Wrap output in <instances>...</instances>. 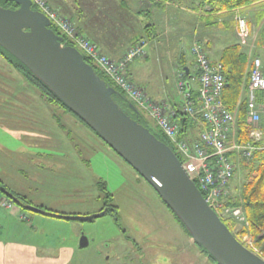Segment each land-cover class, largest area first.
I'll list each match as a JSON object with an SVG mask.
<instances>
[{
	"label": "rangeland",
	"instance_id": "374dc122",
	"mask_svg": "<svg viewBox=\"0 0 264 264\" xmlns=\"http://www.w3.org/2000/svg\"><path fill=\"white\" fill-rule=\"evenodd\" d=\"M103 9H107H99L103 17L110 16L108 7ZM109 11L113 13V10ZM123 16L127 19L125 22H132L131 17ZM113 26L124 28L117 23ZM140 36V33L134 35ZM154 61L155 58L150 60V65L158 71L160 65ZM165 70L172 82L171 71L167 66ZM35 93L39 95L38 91ZM28 96H34V92L29 91ZM17 111L30 114L25 109ZM53 113L56 115L44 109L36 117V122L28 121L31 123H28L26 131L28 136L23 140L10 135L1 126L0 181L23 192L34 207L43 209L47 214L52 211L62 216L88 217L99 214L106 200L104 196L109 192L113 195L112 204L119 208L123 226L160 228L158 235L165 231L170 239V255L177 261L180 259V263L215 264L194 243L172 213L165 209L154 189L125 160L76 116H65L66 112L55 108ZM145 116L152 122L149 116ZM40 130L43 131V140L38 141L35 133ZM236 130L235 127L230 145L238 143ZM30 158H34V161ZM236 162V173L230 185L233 197H238L243 182L239 162ZM101 184L104 187H100ZM143 198L147 199L145 204L141 201ZM5 202H10L12 207L6 208L3 205ZM114 223L111 216L81 222L28 212L0 191V241L35 246L36 250H31V253L36 251L39 258L29 264H51L47 258L62 255L60 251L67 247L76 250L70 255L74 264H102L110 254L103 252L98 255V251H102L109 235L117 232ZM242 226L237 222L235 231ZM83 234L92 240L90 249H78ZM251 240L245 236L241 242L262 254L254 244L249 245ZM3 260L0 257V264H4ZM22 261L12 264H23ZM5 264L11 263L5 261Z\"/></svg>",
	"mask_w": 264,
	"mask_h": 264
},
{
	"label": "crops",
	"instance_id": "0c3cea01",
	"mask_svg": "<svg viewBox=\"0 0 264 264\" xmlns=\"http://www.w3.org/2000/svg\"><path fill=\"white\" fill-rule=\"evenodd\" d=\"M47 1L53 9L79 26L83 34L96 43L104 55L115 61L122 60L132 47L145 40L146 56L131 61L126 74L154 102L166 106L173 118L183 111L184 100L178 88L180 82H189L191 93L196 96L199 94V73L192 55L195 44L208 53L213 63L221 62V55L228 47L238 45L241 48L248 57V77L241 99L249 98V73L252 74L256 59L261 60V73L264 75V0L232 10L207 8L204 7L206 4L202 0ZM105 7H108L110 16H118L103 17L99 9L106 11L107 9H103ZM109 10H113V13ZM123 15L131 17L132 22H125L127 19ZM240 20L244 21V33L240 30ZM116 23L125 29L113 26ZM147 26L149 28L146 29ZM135 33H140L141 36L134 37ZM154 58V63L160 65L158 71L152 68V64L150 65V60ZM166 66L171 71L173 83L167 76ZM186 69L189 71L188 74ZM183 72L190 74V77L186 79ZM157 73L159 75L155 77ZM29 91L34 92V96H28ZM35 91L37 92L0 56V128L3 127L10 135L23 140L28 136L26 131L31 124L29 122H36L41 110L46 109L51 115H56L53 109H61L62 112H66L65 116H73L67 110L47 103L46 99L40 94L37 95ZM258 94L260 93H257V100L261 103ZM22 109L30 114L23 115L17 111ZM191 120L192 123L186 133L187 139L193 143L205 125L199 117ZM177 121L181 122V118ZM59 126L64 130L61 123ZM42 130L35 133L38 141L43 140ZM30 160L34 161V158ZM3 185L18 196L22 195L28 199L23 192L16 191L6 182H3ZM31 250H36L35 246L0 241V257L4 259V264L5 261L11 264L22 260L23 264L36 262L39 255H36V251L31 253ZM60 252L62 255L47 258L49 263H65L73 248L67 247Z\"/></svg>",
	"mask_w": 264,
	"mask_h": 264
},
{
	"label": "water",
	"instance_id": "95a60500",
	"mask_svg": "<svg viewBox=\"0 0 264 264\" xmlns=\"http://www.w3.org/2000/svg\"><path fill=\"white\" fill-rule=\"evenodd\" d=\"M12 1L17 9L0 6V47L27 67L155 190L194 243L216 264H264V257L246 247L210 206L171 147L115 102L113 97L119 92L97 74L81 51L52 29L50 19L33 9L32 0ZM185 86L189 93V82ZM128 104L134 114H140L133 103ZM0 191L28 212L55 218L92 222L106 214H47Z\"/></svg>",
	"mask_w": 264,
	"mask_h": 264
},
{
	"label": "built area",
	"instance_id": "2783aa9c",
	"mask_svg": "<svg viewBox=\"0 0 264 264\" xmlns=\"http://www.w3.org/2000/svg\"><path fill=\"white\" fill-rule=\"evenodd\" d=\"M161 2L162 0H152ZM33 6L44 13L51 21L52 27L58 29L68 45L75 46L90 59L101 72L118 87L125 96L135 103L138 108L158 127L171 141L176 149V155L183 160L182 165L192 180L197 181L200 189L206 193V200L221 218H233L239 224L246 223L242 209L226 207L225 199L231 197V182L235 176V166L231 153H244L251 157L255 150L252 142L259 141L263 136L261 123L264 125V75L261 73V60L254 61V69L249 83V115L251 124L247 145H230L231 135L235 132L236 117L224 103L223 93L226 84L223 65L213 63L208 53L198 44L192 48V55L198 70V103H194L186 91V82L178 85L184 105L183 111L190 117H201L205 128L193 143L180 139V126L174 121L167 107L154 102L141 88L136 86L127 76L126 69L131 61L146 56V41L142 40L132 47L125 57L115 61L104 55L100 48L80 34L77 26L53 9L47 0H32ZM240 30H244V21L240 20ZM261 92L263 101L258 103L257 93ZM11 208V203L3 204ZM244 244V243H243ZM249 245H253L252 240ZM246 246V245H245ZM250 249L249 246H246ZM264 257L260 252L252 250Z\"/></svg>",
	"mask_w": 264,
	"mask_h": 264
},
{
	"label": "trees",
	"instance_id": "16d2710c",
	"mask_svg": "<svg viewBox=\"0 0 264 264\" xmlns=\"http://www.w3.org/2000/svg\"><path fill=\"white\" fill-rule=\"evenodd\" d=\"M202 1L205 2L206 5L204 7L207 8L212 7L214 10H232V9L248 6L260 0H202ZM0 6L5 9L18 8V6L12 0H0ZM33 9L38 10L35 6H33ZM77 28L79 33L83 34L79 26ZM147 28H149V26H147L146 29ZM52 29L58 35L63 37V35L60 33L58 29L54 27H52ZM0 56L3 57L5 61H7L12 67H14L17 70L20 73V75L27 81V83L33 89L37 90L43 98L46 99L47 103L61 107L67 110L68 112L72 113V111L66 105H64L62 101H60L58 97L42 81H40L37 77H35L27 67H25L20 61H18L15 57H13L11 54H9L1 47H0ZM85 60L87 63H89L95 68L97 74L102 79H104L110 86L114 87L119 92L120 94L119 96L113 97L115 102L118 103L119 106L125 112L131 115L133 119L139 121L142 125L149 128L150 131L159 140L170 146L171 149L176 154V149L172 145L171 141L158 129V127L153 122H150V120L143 114V112L138 108V106L135 103H133L131 100H129L118 87H116L112 82H110L107 79V77L101 72V70H99V68L90 59L85 57ZM218 63H221L223 65V74L226 80L224 93H223L224 103L227 106V108L236 117V129H237L236 135L238 142L237 144L247 145L248 143L251 142V139L249 138L251 131V124L248 121L249 98L247 97L241 99V97L243 95V92L245 91L246 79L248 77V57L242 52L241 48L238 45H234L228 47L223 51L221 55V62ZM183 73L186 79L190 77V74L187 75L185 72ZM250 76L251 75L249 73V79ZM259 93H260L258 94V97L260 99L259 102H262L263 95L261 92ZM189 94L191 96V99L194 101V103H198V96L193 95L191 91L189 92ZM128 103H133L138 108L140 114L139 115L134 114L129 109ZM73 115L76 116L75 114ZM179 118H181V122L177 121V119ZM191 119L192 117H190L184 111L182 112L180 111L179 114L175 115L174 121L179 124L181 130L180 139H187L186 131L189 128L190 124L192 123ZM79 120L83 122L81 119ZM261 128L263 129V136L259 141L252 142V144L255 147V150L252 153L251 157H246L243 152L231 153L232 161L235 166V173H236V163H237L236 161L238 160L240 165V171L243 174V182L238 197H233L231 190L230 192L231 197L225 199V206L237 207L242 209L246 223L240 228L239 231L236 232L235 229L238 221H236L233 218H222V220L240 241L242 240L243 237L249 236L250 239H252L254 246L260 249L261 253L264 256V125L263 123H261ZM94 133L99 137V135L96 132ZM177 157L180 160V162H183L180 156ZM195 183L200 189L199 183L197 181H195ZM3 188H4L3 182L0 181V189ZM200 191L202 192L203 196L207 198L206 193L203 192L201 189ZM169 211L172 213V215L174 216L176 221L181 225V227L185 230V232L189 235L188 231L181 223L179 218L170 209ZM197 246L200 248V250L203 253H205L208 256V258L211 261H213L216 264V262L206 253V251L201 246L199 245Z\"/></svg>",
	"mask_w": 264,
	"mask_h": 264
},
{
	"label": "flooded vegetation",
	"instance_id": "af4514ba",
	"mask_svg": "<svg viewBox=\"0 0 264 264\" xmlns=\"http://www.w3.org/2000/svg\"><path fill=\"white\" fill-rule=\"evenodd\" d=\"M100 187H104V185L101 184ZM0 190H4L5 192L14 195L24 206L32 205V203L29 202L26 197L22 195L18 196L17 194L6 189L5 186ZM104 198L106 200L103 207L101 208L100 213L105 212V216L112 217L113 221L115 222L114 225L117 232H112L111 235H109V239L104 242L102 251H98V255L103 252H107L110 255L112 254V256L107 255L102 264H184L182 262L180 263V259L177 261L170 255V239L169 235L165 234V231L163 234L158 235V233H160V228L153 229L152 227H146L145 225L123 226L120 222L121 217L119 214V208L118 206L112 204L113 195L108 192L105 194ZM141 201H143L145 204L147 199L143 198ZM160 201L163 203L165 209L169 211L161 198ZM82 236L83 237H81L78 249H90L92 240H90V238L84 234ZM180 248L181 247H179V249ZM75 251L76 250L73 249L71 255H73ZM155 254H157L156 257ZM69 257L67 261L62 264H74L73 256L70 258Z\"/></svg>",
	"mask_w": 264,
	"mask_h": 264
},
{
	"label": "bare ground",
	"instance_id": "6f19581e",
	"mask_svg": "<svg viewBox=\"0 0 264 264\" xmlns=\"http://www.w3.org/2000/svg\"><path fill=\"white\" fill-rule=\"evenodd\" d=\"M155 191V190H154Z\"/></svg>",
	"mask_w": 264,
	"mask_h": 264
}]
</instances>
